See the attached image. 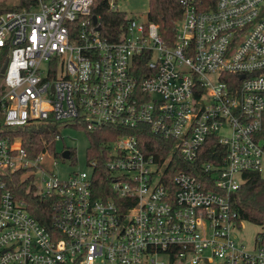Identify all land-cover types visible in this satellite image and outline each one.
<instances>
[{"label": "built area", "instance_id": "obj_1", "mask_svg": "<svg viewBox=\"0 0 264 264\" xmlns=\"http://www.w3.org/2000/svg\"><path fill=\"white\" fill-rule=\"evenodd\" d=\"M24 1L0 13V264H264L231 202L264 165V0H180L170 43L147 16L102 36L93 0ZM28 122L146 125L171 146L160 159L135 133L103 142L110 195L95 197L97 159L46 171L55 153L29 157L10 130ZM174 156L187 168L170 173ZM17 171L50 200L48 225L14 196Z\"/></svg>", "mask_w": 264, "mask_h": 264}, {"label": "trees", "instance_id": "obj_2", "mask_svg": "<svg viewBox=\"0 0 264 264\" xmlns=\"http://www.w3.org/2000/svg\"><path fill=\"white\" fill-rule=\"evenodd\" d=\"M24 2V0H19L15 8L12 9L19 8ZM193 2L199 10L211 9L216 4V0H193ZM7 10L10 8L0 7V13ZM182 11L180 0H148L147 19L157 24L162 38L170 43L177 22L182 17ZM91 15L97 17L100 34L107 38H116L131 18L126 11L110 9L107 0H93ZM56 125L49 122H28L23 126L12 127L10 130L14 135L20 137L22 146L26 149L29 157H34L41 151L48 149L55 153L58 158L65 160L66 158L61 156V152L56 151L54 138L57 132ZM84 129L89 138V145L86 149L87 156L95 157L98 163V170L94 171L92 180V192L95 197L105 198L110 195L109 180L102 168L104 156L100 153L103 142L113 139L122 131L128 134L135 133L143 147L148 151L155 152V156L160 159L168 155L171 146V141L152 133L146 125H140L136 129L130 130H121L111 124H104L94 130ZM262 135H264V131H262ZM257 141L264 146V140L258 139ZM62 148L70 149L69 160L74 162V149L69 146H62ZM205 158H209V156L201 155L200 159ZM175 163L179 166H173ZM170 166H173L170 170L172 173L178 168H187L188 165L184 162H178V157L174 156V160L170 161ZM246 176L245 182L231 193L232 205L237 211L239 221L247 220L264 227V176L254 170L246 171ZM28 178L20 180L19 171H17L8 179V184L14 196L26 202L30 213L40 223L48 225L52 213L49 205L50 200L38 195L31 179ZM254 239H257L260 245L264 246V230L257 233Z\"/></svg>", "mask_w": 264, "mask_h": 264}, {"label": "rangeland", "instance_id": "obj_3", "mask_svg": "<svg viewBox=\"0 0 264 264\" xmlns=\"http://www.w3.org/2000/svg\"><path fill=\"white\" fill-rule=\"evenodd\" d=\"M19 0H0V7H8L10 9L15 8ZM115 7L118 10L126 11L128 16L142 21L147 16L148 0H115ZM56 129L60 136L59 139L55 140V145L58 150L62 146H69L74 149L75 161L72 162L69 158L65 160L61 158H54L53 161L45 160L41 165L48 172H54L57 176L65 178L69 173L87 170L89 171L87 161L89 156H87V147L89 145L88 133L82 127H78L75 124H62L58 123ZM261 175L264 176V165H262ZM20 180L26 178L22 174H19ZM41 174L36 175V181H40ZM30 180V177L28 178ZM264 230V227L257 225L255 223L249 222L247 220H242L239 222V230L235 231L234 234L236 239L243 241L248 246L254 243V237L257 233ZM174 264H190L188 262H183L182 260H176ZM199 264H203L202 262Z\"/></svg>", "mask_w": 264, "mask_h": 264}, {"label": "water", "instance_id": "obj_4", "mask_svg": "<svg viewBox=\"0 0 264 264\" xmlns=\"http://www.w3.org/2000/svg\"><path fill=\"white\" fill-rule=\"evenodd\" d=\"M92 20L94 23H96V29H99V25L97 24V17L95 15H92ZM6 63L3 64V67L1 68V71L3 72L5 69ZM61 156L63 158H69L70 156V150L68 148H65L64 150L61 151Z\"/></svg>", "mask_w": 264, "mask_h": 264}]
</instances>
